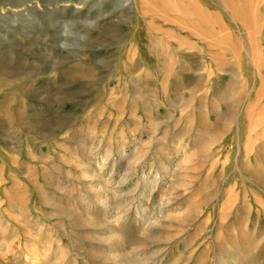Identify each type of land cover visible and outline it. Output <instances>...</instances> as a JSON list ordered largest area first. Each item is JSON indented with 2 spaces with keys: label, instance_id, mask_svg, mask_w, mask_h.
<instances>
[{
  "label": "rangeland",
  "instance_id": "374dc122",
  "mask_svg": "<svg viewBox=\"0 0 264 264\" xmlns=\"http://www.w3.org/2000/svg\"><path fill=\"white\" fill-rule=\"evenodd\" d=\"M226 1L0 0V264H264V0Z\"/></svg>",
  "mask_w": 264,
  "mask_h": 264
},
{
  "label": "bare ground",
  "instance_id": "6f19581e",
  "mask_svg": "<svg viewBox=\"0 0 264 264\" xmlns=\"http://www.w3.org/2000/svg\"><path fill=\"white\" fill-rule=\"evenodd\" d=\"M180 1V0H179ZM262 3V2H261ZM227 8L229 9V11L231 12L232 15H234V19L235 18H242L244 16H249L252 15V19L251 20H254V22L256 21V13H255V8L251 9V8H248V7H244V0H227L225 2ZM246 5V4H245ZM192 6V5H191ZM190 6V7H191ZM260 6V5H259ZM187 8V7H185ZM225 10V8H224ZM187 11V10H186ZM189 11V10H188ZM187 11V12H188ZM196 12V11H195ZM190 13V12H189ZM198 13V12H196ZM184 14V13H183ZM186 15V14H185ZM192 16V15H191ZM232 17V16H231ZM233 18V17H232ZM202 20V19H201ZM205 20V19H203ZM233 20V19H232ZM245 22L244 23H247L249 22L250 18H244ZM193 25V24H192ZM256 25V24H255ZM256 28V27H255ZM203 29V28H202ZM206 30V29H205ZM203 31V30H202ZM201 32V31H200ZM256 36V35H255ZM234 44V43H233ZM233 92V91H232ZM229 97V96H228ZM93 221V220H92ZM91 223V222H90Z\"/></svg>",
  "mask_w": 264,
  "mask_h": 264
}]
</instances>
